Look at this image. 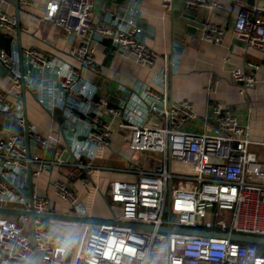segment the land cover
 I'll return each instance as SVG.
<instances>
[{
    "label": "built area",
    "instance_id": "1",
    "mask_svg": "<svg viewBox=\"0 0 264 264\" xmlns=\"http://www.w3.org/2000/svg\"><path fill=\"white\" fill-rule=\"evenodd\" d=\"M228 1L237 9L233 36L264 58V2ZM160 2L164 12L172 9L173 0ZM19 3L27 6L31 1ZM205 4V0H185V9L196 11ZM208 7L221 6L214 0ZM139 13L137 0H126L114 9L105 6L99 14L95 0H46L43 20L78 42L74 65L25 49L22 78L49 111L55 102L62 104L66 131L62 137L57 132L41 135L27 123L32 143L27 146L21 136L0 130V208L12 205L25 212L55 213L58 200L69 206V215L117 224L44 223L39 217L0 215V264H264V248L230 238L264 239V142L249 138L248 125L217 101L211 110L214 126H208L190 102H173L147 86L133 92L138 104L129 98L119 109L109 104L106 88L80 76L82 70L100 75L95 50L103 42L142 67L154 65L157 55L145 44ZM17 25L16 17L0 9V31L15 34ZM201 30L202 40L212 44H220L225 33L213 23L202 24ZM20 31L28 33L26 28ZM164 64L167 69L165 57ZM0 66L15 91L11 96L0 89V124L9 119L23 128L15 49L0 47ZM257 67L247 62L230 71V80L241 94L254 87L249 71ZM80 126L83 131L78 132ZM115 126L127 132L128 154L139 152L143 161L124 167L105 164ZM53 170L59 177L48 180L45 193L37 191L34 180ZM104 174L129 178L107 183L103 199L111 218L93 213ZM58 224L74 231L52 228ZM126 224L153 229L137 230ZM161 227L213 235L164 233Z\"/></svg>",
    "mask_w": 264,
    "mask_h": 264
},
{
    "label": "crops",
    "instance_id": "2",
    "mask_svg": "<svg viewBox=\"0 0 264 264\" xmlns=\"http://www.w3.org/2000/svg\"><path fill=\"white\" fill-rule=\"evenodd\" d=\"M30 1L31 4L26 6L21 5L19 0H0V9L16 17L20 29L28 30V33L16 30L15 34L0 31V47L6 51L15 49L16 57L25 49H35L55 61L74 65L73 54L77 40L67 39L60 28L43 20L46 0ZM137 1L140 7V22L145 31V44L157 55L154 65L142 67L129 57L114 52L108 42H103L97 45L95 50V63L100 75L82 70L81 78L97 87L106 88L109 104L119 109L124 108L129 98L132 99L138 86H147L158 95L166 94L167 99L173 102L188 101L197 115L211 127L213 125H210L209 121L212 119L213 122L212 106L220 101L230 108L241 122L248 125L249 138L252 141L264 142V58L257 51L246 48L233 36L232 26L237 9L228 0H215L221 7L210 8L208 6L214 0H205L206 4L196 10L202 24L213 23L225 30L221 43L212 44L202 40V28H197L192 34L186 32L187 27L181 22L182 16L191 14L192 11L185 9V0H173L169 12L163 11L160 0ZM125 2L126 0H95V12L99 14L105 6L114 9ZM164 57L167 59V69ZM247 62L258 66L255 71H249L255 78V85L241 94L239 87L230 80V71L243 68ZM0 89L11 96L15 93L6 76H0ZM45 104L39 103L37 98L29 94L25 95L21 106L27 123L41 135L57 132L62 137V104L61 121L54 117V107L49 111ZM80 131H83L82 126L78 128V132ZM9 132H12L11 128ZM126 135V131L115 126L108 152L114 155L123 153L122 145ZM19 136L23 139V131ZM125 149L127 152V147ZM41 154L45 158L50 157V154ZM107 161L106 154L105 164ZM56 177H59L56 170L44 171L34 180L35 189L45 193L48 180ZM102 178L129 179L122 174H104ZM75 187L81 193L78 183H75ZM59 204L60 207H57ZM54 205L55 213H69L66 203L55 200ZM6 208L18 207L9 205ZM61 226L58 224L52 228L62 229ZM66 230L72 232L74 227L69 226ZM27 234H32L30 229Z\"/></svg>",
    "mask_w": 264,
    "mask_h": 264
},
{
    "label": "water",
    "instance_id": "3",
    "mask_svg": "<svg viewBox=\"0 0 264 264\" xmlns=\"http://www.w3.org/2000/svg\"><path fill=\"white\" fill-rule=\"evenodd\" d=\"M183 24L186 25V32L192 34L197 28H202V23L200 22L199 16L196 13V11H192L191 14H184L182 16V21ZM20 27L19 23L17 25V31L19 32ZM18 64H19V74H20V96H21V101L24 102L25 100V95L29 94L33 98L36 99L35 95L33 92H31L25 85L24 80L22 78L24 74V63H23V57L22 54L19 53L18 55ZM0 76H5V71L3 68L0 66ZM25 124L23 127V139L25 144L32 145V143L28 140V133H27V120L25 117V114L23 112ZM11 128V122L9 119H5L3 121V124H0V130H8ZM61 133L63 134V129L61 128ZM5 132H2L1 135H4ZM64 158L65 155H62ZM73 159H69V162H72ZM28 189H29V194L31 195L32 193V180L30 177V174L28 173ZM0 214H5V215H11V216H16V215H24L29 217L31 220L34 218H42L44 223H46L48 220H53L59 223H71V224H77V223H89V224H100V223H113L117 224L114 222H108L105 220H99L96 218H81L69 214H58V213H45V214H36L32 211L30 212H25L20 209H12V208H0ZM127 226L137 229V230H152L153 228L151 226L147 225H140V224H126ZM47 226V225H46ZM159 231L164 232V233H169V232H175V233H183V234H188L192 236H212L213 234L211 233H206V232H200V231H195V230H184V229H168L161 227L159 228ZM231 240L233 241H240V242H245V243H250V244H255V245H264V239L263 238H257V237H248V236H238V235H232L230 236Z\"/></svg>",
    "mask_w": 264,
    "mask_h": 264
},
{
    "label": "rangeland",
    "instance_id": "4",
    "mask_svg": "<svg viewBox=\"0 0 264 264\" xmlns=\"http://www.w3.org/2000/svg\"><path fill=\"white\" fill-rule=\"evenodd\" d=\"M131 100H132L133 104H138V101L135 100L134 97H132ZM53 114H54V117L58 121L62 120L60 117V103L59 102H56L54 104ZM209 124L214 126L212 119L209 121ZM11 130L15 134L22 135L23 128L21 126H19L16 121L12 120L11 121ZM207 132L209 134H213V131L210 129H208ZM127 144H128V140L126 138V140L124 141V143L122 145L124 152L121 154L114 155L111 152L109 153L107 151L108 161L106 162V164L109 166H113V167H118V166L124 167V166H126V163H128V162L131 164H136L137 162H141L145 159V156L141 155L139 152H134L132 154H128L126 152V149H125L127 147ZM108 181H109V179L102 178L101 185H100V194L101 195L100 194L98 195L97 202L95 204L94 212H93L95 216L107 217V218L112 217V212L107 209L105 202H104V199H103V196L105 198L107 197L106 196V189H107ZM174 185L176 186L177 182H174ZM57 207H60V204ZM166 216H167V212L165 213V217ZM61 225H62L61 226L62 229H64V230H66V228L69 227V226H66L63 224H61ZM259 248L262 250L264 248V245H260Z\"/></svg>",
    "mask_w": 264,
    "mask_h": 264
},
{
    "label": "trees",
    "instance_id": "5",
    "mask_svg": "<svg viewBox=\"0 0 264 264\" xmlns=\"http://www.w3.org/2000/svg\"><path fill=\"white\" fill-rule=\"evenodd\" d=\"M259 248V247H258ZM260 249V248H259Z\"/></svg>",
    "mask_w": 264,
    "mask_h": 264
}]
</instances>
